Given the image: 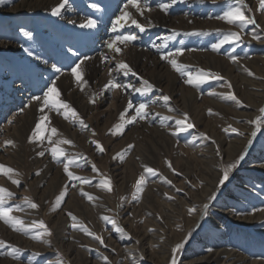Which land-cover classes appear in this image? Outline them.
I'll return each mask as SVG.
<instances>
[{
    "label": "rangeland",
    "instance_id": "obj_1",
    "mask_svg": "<svg viewBox=\"0 0 264 264\" xmlns=\"http://www.w3.org/2000/svg\"><path fill=\"white\" fill-rule=\"evenodd\" d=\"M100 1H102L101 5H99ZM111 1L80 0V5H77L79 6V12L75 11L76 16L82 15L85 20L94 19L97 21V26H102V16L110 8ZM23 2L24 0H0V44H2L0 45V108L6 104V97L12 98V87L18 85V82L23 84L25 79L28 80L29 78L32 80L34 77L39 78L42 76L34 72L33 66L36 65L37 68L43 69L50 64L51 67L53 58L60 63L68 62L67 58L69 55L75 53L73 46L78 48L76 44L80 45L84 42L80 37L82 33L91 29L64 27L67 30L61 31L63 28L60 25L61 21L64 22V19L59 20L58 16H53L51 14L52 9L46 8L36 12L27 11L22 6ZM170 2L171 0H153V4L150 5L152 11L149 12L151 15L149 14L146 22L150 20L153 25L157 24L154 27H146L143 32L138 28L136 29V27L134 29L133 27H123L124 32L120 31L122 34L119 35H125V29H128L131 31V35L134 34L136 38L138 36L145 39L143 42L136 40L135 45L127 44V46H131L130 48L133 46L136 51L148 53L152 58L159 61L163 53L174 52L177 48L185 49L182 55L175 57L177 63L189 66L187 70L193 73H198L200 70L209 72L210 75L207 77L206 82L201 84L199 88L187 85L184 83L186 77H181L167 61L162 60L160 63L165 67H169V69L166 67L169 72L179 79L174 87L175 92L170 97V91L167 92L166 83H164L165 80L154 84L146 78L143 72H138L133 68L137 75L129 74L128 79H126L127 84L132 87L127 88L124 94L122 93V96L126 97V103L124 102L123 107V103H118L115 100L118 89L112 91L104 90L103 92L101 90L102 94H99L97 85L93 84V81L89 78V72L85 74L86 78L84 79L81 71V79L82 81H87L86 84L77 83L75 77L71 74L72 84L75 85L73 92L84 94L87 92V87L90 86L91 95L88 97V107L87 103H85L86 110L84 112L79 108H75L71 100L67 99V96L71 94V89L61 93L60 99L71 104L76 109L79 118L88 126L86 129H82L78 123L74 124L71 118L65 120L55 110L49 111L45 109L44 114L49 117L48 121H41L42 114L39 113L33 120L31 119L28 122L26 132L21 131L16 137L10 138L8 130L6 136L0 137V165L15 170L13 173H9L8 176L0 172V186L14 193V196L8 199L6 207L20 205L23 210H14L10 213V216L22 220L24 226L30 228L29 235H25L23 232H16L10 226L5 225L3 221H0V241H5L7 245L14 246L20 250L19 259L14 260L6 255H0V264H57L58 260H62L63 264H77V261L82 262L83 259H88L89 264L101 259V263L105 264L104 256L108 257L111 264H123L125 262L122 258L123 250L117 247L118 244L116 242L118 238H126L129 245L138 244L137 238L146 222L160 223L165 227H170L172 222L177 223L182 220L184 223L189 208H196L198 211L196 206H190V201L196 199L195 192L198 186L196 185L195 188H192L188 182L190 181L192 185H195V182L199 179L198 176L196 178L192 177L195 172V163L191 158V151L188 145L190 147H198L200 142L207 141L208 146L214 147L213 152L217 153V150H219L220 155L216 158L218 160V175L222 174V166L234 162L239 157L230 161L222 159L221 163V158H223L221 156L222 147L216 140L208 136V133L205 132L206 124H204V118L195 117L192 114V108L199 106V110L202 113L204 108L209 106L213 117L211 122H217L214 124L215 126H219L224 130L231 125L237 128L239 132L241 131L242 118L234 117L232 113L227 111L228 109H216L211 99L216 97V95L221 96L224 94L220 89L227 85L228 82L232 85L231 93H234L238 98V91L234 88L232 80L230 81L225 74L236 63H247V61L252 59L264 58V9L260 7L261 0H244V5L242 6L245 16L254 18L260 27L248 24L241 33L242 39L240 42L225 44L219 51H213L211 46L222 39L224 34L240 31L235 24L216 19V17L222 16L229 7L237 6L235 0H215V3L213 0H177L167 14L162 11L160 13L157 4ZM92 3L97 4L100 11L94 10L92 15L90 14L89 17L88 15L86 17V15L81 13L80 9L82 6H89ZM75 4L76 0H68V6L71 10L75 7ZM131 17L129 15L127 19ZM161 17L163 20L160 19ZM167 17L170 19H166ZM189 21L192 23H189ZM172 23L173 25H171ZM109 25L110 22L104 26L109 27ZM173 30H175V34ZM24 32H31L32 38L26 37ZM75 32L78 37L74 38V40L72 38L75 36ZM252 33L259 35L261 39L253 40L251 38ZM168 37L173 38L168 40L167 47L160 48L158 51L157 46L163 44ZM9 42L15 43L16 48L10 49L4 46V44L6 45ZM120 45L123 46L121 48L125 52L124 47L126 45ZM29 52L32 54L29 55ZM99 52L94 50L89 54L85 53V56L81 57H89L90 59L87 61L92 60V58L94 60L99 57ZM205 54L223 61L221 63L218 61L198 62L194 58V55ZM233 55L238 57V61L235 63L230 60ZM42 57L47 60L45 65ZM96 60L99 62L98 58ZM225 66L227 67L226 69ZM72 67H75V64L68 68V71H71ZM216 74H219L224 79H214L213 76ZM45 78L43 75V78L39 79L36 85L38 88L43 86L40 88L41 92L48 87L44 81ZM141 78L148 80L154 85L152 91L146 95H140L133 91V87L142 86ZM82 87L84 88L83 91H81ZM183 88L192 90L197 96L194 104H191L187 108L188 111L185 112L179 111V101L182 99V90L180 91V89ZM210 93H215V95ZM163 95L170 97L167 105L161 99ZM90 99L94 102H90ZM128 100H132L134 105L139 103L147 104L148 108L146 111L149 115L145 120H140L131 125L126 124L123 132L119 133L115 126L124 123V121L119 119V116L126 108ZM262 107H264V99ZM169 109H174L175 111H170ZM8 113L6 112V114ZM129 113L134 114L132 110H129ZM183 113H188L190 120L186 121V123L190 122L194 127L173 135L172 131L175 129V121L167 120L162 123V118L168 116L181 118ZM258 116H262V114L259 112L254 120ZM205 118L211 119L209 116ZM5 121V119L2 120V124ZM237 121H239L238 124ZM37 123L44 124L46 129L43 132L44 137L52 136V140L56 142L55 144H49L47 139L41 142L38 137H34L33 142H29V137L33 135ZM63 123L66 126L69 123L68 126L70 127L66 129ZM53 127L57 129L55 135L51 133V128ZM254 128L255 125L253 124L252 131ZM164 129L169 130V139L160 136V132H163ZM93 132L95 135H93ZM229 132L231 137L239 136V134L231 132L230 129ZM263 132L264 127H261L256 137L250 136L249 139H252L253 142L251 146L248 143L246 144L244 151L247 150L248 154L245 160L230 174V179L224 186H218L220 189L216 190L213 195L215 199L209 200L208 215L204 216L201 209V220L190 232H186L185 237L180 236L179 233L175 237L174 233L168 232L170 236H166L162 240L167 242L168 253L164 263L161 262V259L155 253L147 252L140 259L141 264H170L173 248L176 244L185 240L187 242L184 244L183 249L177 253L178 264H185L186 261L190 260H186L185 255L189 254L192 249L195 251L210 250V247L207 248L204 245L208 241H211V247L222 244V246L244 257L249 262L257 261L264 264V170L259 168L246 169L248 167L245 166L248 159L257 156L258 150L260 154H264ZM201 133L205 135L201 136ZM61 139H69L73 144H61L59 143ZM7 140H12L15 146L5 144ZM91 141H98L104 151H98L95 144L91 143ZM129 144L134 146L130 151L127 150V145ZM52 146L63 149L66 155L70 157H75L76 162L69 165V171L73 172L75 176L91 178L92 183L83 184L79 181H68L67 174L63 171V164H57L52 160L49 151ZM259 147L261 148L259 149ZM42 150L45 151V155L40 157L38 153ZM121 152L124 153L123 157H118L117 154ZM61 160L64 163L67 162L63 160V157H61ZM167 162H171L175 172L169 169ZM92 164L96 165L99 170L98 173L92 171ZM145 166L157 170L158 175L148 177L144 190L136 193L135 181L143 173ZM38 170H40L39 176L35 174ZM16 173H19V175ZM9 176L12 179L20 180L19 187L11 183ZM163 178L171 180L172 185L164 183ZM101 179H109L111 181V192L95 186L99 184ZM155 181L162 186L159 187L160 195L149 197V194L146 193L148 191L147 184ZM73 182L77 183L78 188H69V195L65 197L64 202L57 206L56 210H53L56 197L63 191L64 185ZM260 184L262 185L260 186ZM246 185L247 187L245 188L244 186ZM79 189L88 192L95 199L89 201L87 198L82 197ZM176 189H181V191L177 192ZM165 193L175 196V199L168 200L164 195ZM133 194L136 196L135 199H133ZM108 196L112 197L113 203L108 199ZM160 202L172 204L174 206L172 213H165L159 206ZM225 202L228 205L231 204V209L235 211L233 212L236 215L239 214L240 217H250L252 215L253 218H259V220L252 224H241L230 218L220 216L214 206ZM29 203H36L39 207L32 209L28 207ZM68 212L75 215L77 221H72L67 215ZM209 215L210 217L212 215L213 217L219 216L223 219L221 222L223 229L221 230L224 232V241L219 236L221 230H217L215 224L211 223L210 219H208ZM104 216H108L116 222L115 230H113V223L105 222L102 219ZM34 221L37 223L43 221L52 235L50 237L44 236L40 241L31 239L32 234L42 231L31 227ZM73 223L78 225L82 223L90 231L102 236L107 247L100 245L98 241L80 231L79 228L73 229ZM182 224L179 226L177 224V226L180 227ZM186 226L184 225L183 227L185 228ZM117 228H122L124 232L121 233ZM43 239L49 240L51 246L44 244L42 242ZM110 239L111 241L113 240L114 245H112L113 243L110 242ZM200 239L203 240L201 243ZM9 250L11 249L6 247L0 249V252ZM37 253L39 255H36ZM194 258L192 257V259Z\"/></svg>",
    "mask_w": 264,
    "mask_h": 264
},
{
    "label": "bare ground",
    "instance_id": "obj_2",
    "mask_svg": "<svg viewBox=\"0 0 264 264\" xmlns=\"http://www.w3.org/2000/svg\"><path fill=\"white\" fill-rule=\"evenodd\" d=\"M60 2L61 0H24V2L22 3V6H24L25 7L24 9H26L27 11L36 12V11H42L46 8L53 9L57 7ZM79 2H80L79 0H76L75 7L72 10L70 9L68 5L66 6L65 9L61 10V15L58 16V19L59 20L64 19V22L66 23L65 24L64 22L61 21L60 26L61 28H63L62 30L60 29L61 31L67 30L65 29L66 27L67 28L69 27L78 28L80 27L79 26L80 24L86 22L85 17L83 18L82 15H80L79 17L76 16L75 11L79 10L78 9L79 6H77V5H80ZM144 2L145 0H141V3H144ZM146 2L149 5L153 4V0H146ZM126 4H127V0H112L110 9L108 10L106 14L105 13L103 14L104 19H102V20H106L104 23L109 24L110 22L109 27H104L105 25L104 24L102 25L103 28L102 27L99 28L98 26L90 31H85L86 32V33L84 32L85 37L88 39V42L84 46L80 47L79 49L75 48L74 46L75 53H72L69 55V57L67 58V60H69L68 62L65 61L66 63H62V62L60 63L59 61H56L55 58H53L52 60L53 63L51 64V67L49 64L47 68L42 69V68H37V66L35 65L33 66V68L35 69L34 72L41 74L42 75L41 77L39 78L34 77V79L32 80L29 78L28 80L25 79L23 84L18 82V85L12 87V90H13V93L11 95L12 98L8 96L9 97L8 99V97H6L5 99L6 104L2 105L1 106L2 108H0L1 109L0 111L1 112L0 114L1 115L0 116V137L6 136L8 134V130H9L10 138L16 137L17 134L21 131L26 132L28 122L31 119L33 120L36 115L41 113L39 111V105L35 101H32L31 103L29 102L33 96H42L43 92L47 90L46 88L43 90V92H41L40 88H42L43 86H40V88L36 86L39 79L43 78V75L46 77L45 80L44 79L43 80L47 83L48 86H50L53 80H55L58 83V88H59L60 93H64L66 90L71 89V92H70L71 94L67 96V99L71 100V103L75 106V108H79L82 112H84L86 110L85 103H87V107H88V100H89L88 97H90L91 95V92H90L91 89L89 88L90 86L87 87V90L85 89L88 93L85 92L84 94H80V93L78 94V93L73 92L72 90L75 85L72 84V76H70L71 71H68L69 70L68 68L84 60V58H82L81 56H85V53L89 54L94 50L98 52L100 51L98 53L99 57L95 56L96 58L94 60L93 58L90 61L86 60L84 64H82L81 66V71L83 72L84 79L86 78L85 74L89 72L90 74L89 78L91 81H93V84L97 85V89H98L97 91L99 94L101 93V90L102 92L105 90L104 85L109 81V79L114 78L117 82L125 86H129L126 80L128 79L129 75L124 76L121 72H116V71H113L111 76L109 75V69L115 67L116 61H112L110 59L109 60L102 59V54L110 52L106 49V42L110 38H112L111 37L112 35L115 37L117 34H122L124 32V29H122L123 27H126V28L133 27L134 29V27L136 26L131 24V22H128V21H131L132 18L137 19V21L140 24H147L146 22L147 18L149 17V14L151 15V13L149 12H151L152 10L145 11L143 15H140L139 13L135 11L134 8L131 7V5H129L126 8L125 7ZM81 9H84V10H81ZM81 9H80L81 13L86 15V17L87 15L89 17V15L92 14L91 11L93 9H91V7L89 6H85V7L82 6ZM123 11L129 12V15L132 17L129 19H127L128 16L122 17L120 24L124 25V23H126V25H124L123 27H120L118 25L116 31L113 32L112 30L113 21H115L118 16H121V13ZM160 19L163 20L162 17ZM166 19H170V18L167 17ZM126 20L128 21L126 22ZM164 20H165V17H164ZM171 25H173V23ZM125 32H126L125 35H131L130 33L131 31H129L128 29L127 30L125 29ZM136 40L138 41L141 40L143 42L145 39L141 37L139 38L137 36V38L134 41H131L130 43H128V45H131V44L135 45ZM119 45L120 44H118V46ZM4 46L9 47L10 49L16 48L15 43H11V42L7 43L6 45L4 44ZM120 47H123V46L120 45ZM130 47L126 45L124 47L126 51L124 50L125 52H123L124 56L118 57V59H123L126 63L128 62L130 66L132 67V69L134 68L138 72H141V73L143 72L146 78L149 79V81H151L154 84L165 80L164 83H166L167 92L170 91L169 94H170V97H172V95L175 92L174 87L178 83L179 79L175 75L169 72L168 70L169 67L166 66L168 68L167 69L164 65H162L160 63L162 60L159 61L155 58H152L151 55L148 53H145L143 51L142 52L136 51L135 48H133V46L132 48ZM37 55L41 56L40 54H37ZM73 55L75 56L73 57ZM106 55L109 58H111L112 53L110 52L109 54H106ZM35 57H38V56H35ZM97 58L99 59L98 60L99 62H97L96 60ZM194 58L198 62L218 61L219 63H221L223 61L221 59H218L210 55H206V54L205 55H194ZM42 60H44V65H45L47 63V60L45 58H43ZM52 65H56V67L57 68L59 67L61 71L56 72L53 69ZM226 68L227 67L225 66V69ZM246 69L250 70L254 75L252 76L248 75V71H246ZM225 75L229 78L230 81L232 80L234 84V88H236V90L238 91V98L242 103L238 105L236 104L235 101L222 99L223 95H227L231 93V88L227 87V85H225L221 89L219 88L221 91L224 92V94H222L221 96L216 95V97L212 96L213 98L211 99V101H212L213 106L216 109H219V108L226 109V110L228 109L227 111L232 113L234 117L242 118L240 132H242L244 136L237 135L236 137H231L229 135L230 134L229 130L226 132L219 126H215L214 124H216L217 122L216 121L211 122L213 117L211 113H207L210 109L209 106H206L204 110L202 111V113H201V110H199V106L194 107L192 108L193 110L192 114L195 117H199L201 119L204 118L203 121H204V124H206L205 132L208 133V136L211 139L216 140L217 143L222 147L223 151L221 153V156H223V159L230 161V160L236 159L244 151L246 144L251 136L252 129H253V124H250L249 121L254 120V118L259 113V109L262 107V102L264 99V58L263 59H252L251 61H247V63H240V64L236 63L228 70V73H226ZM26 83L27 85L24 86V84ZM127 88L129 87H126L124 90L118 89V93L115 96V100L118 103H123V107H124V102H125L126 97L124 98L122 96V93L124 94ZM180 91H181L182 99H180L179 101L180 103L179 111L185 112V111H188L187 108L191 104H194V101L197 98V96L195 95V93H193L192 90L187 89V88L180 89ZM86 94L87 96H85ZM21 109H23V112H21ZM6 112H9V113L6 114ZM207 116H209L211 119H206L205 117ZM4 119L6 121L2 124L1 121ZM9 121H12V123H9ZM238 123L239 121H237V124ZM63 124L66 129L70 127L68 126L69 123H67L68 124L67 126L65 123ZM168 134H169V130L164 129L163 132H160V136L165 137V139H169L168 137H170V135ZM262 139L264 142V132L262 134ZM188 147L191 151V158L193 159L195 163L194 164L195 172L192 177L196 178L198 176V179H199L197 180V182H195V185L198 186L195 192L196 199L190 201V206H194V207L196 206L198 208V211L195 212L194 214H189L188 212L184 223L182 222V220H179L177 223L175 222L170 223V227H165L160 223L155 224V223L146 222V225L143 227L142 232L137 238L138 244L134 243L132 245H129V243H127L128 241L126 238H122V239L118 238L116 242L118 244L117 247L123 250L122 258L125 260L123 264H128V263L129 264H141L140 259L144 257L143 256L144 253H147V252L155 253L157 256H159V258L161 259V262L164 263V260L168 253H167V242L162 241V240L165 239L166 236H170L168 232L174 233L175 237L178 236V233L180 234V236L185 237V234H187L186 232H190L195 226H197V224L201 220V209L203 208L204 203L205 202L209 203V200H210L209 198L214 195L216 190L220 189V187H218L217 185L218 183L217 179L219 176L218 175L219 174L218 173V160L216 159L217 158L216 152H213L214 147L208 146L207 141H204L203 143L200 142V144H198V147H190L189 145ZM261 147H259V149ZM259 152L260 151L258 150L257 156L255 155L256 157L247 160L245 166H247L248 168L246 169L259 168V169L264 170V154H260ZM201 182H203V186H200ZM261 185L262 184H260V186ZM147 186H148L147 187L148 191L146 188V191H147L146 193L149 194V197L151 196L157 197L158 195H160L159 187H162V186H160V184L157 181L150 182L147 184ZM244 187L246 188L247 185ZM108 199H110L111 203H113L112 197L108 196ZM146 199L150 200L149 198H146ZM230 205H228V203L225 202V203L217 204L216 206H214V208L217 211V213H219L220 216L230 218L236 222H240L241 224H245V223L252 224L259 220V218L258 219L253 218L252 215H250V217H247V216L240 217L239 214L236 215L234 213L235 211L231 209ZM159 206L167 214L168 212L172 213L173 208H174L172 204L167 203V202L165 203L160 202ZM208 219H210L211 223L215 224V226L217 227V230L223 229L221 225V222L223 221V219H221V217L219 216L213 217V215L210 217L209 215ZM177 224L178 226L182 224V226L178 227ZM184 225H187V226L184 228L183 227ZM112 226H113V230H115V225L112 224ZM149 229H154V231H149ZM223 233H224L223 230H221L219 232V236H220V239L224 241L225 236ZM201 241L203 240L200 239V243ZM110 242L113 243V240L111 241L110 239ZM210 242L211 241H208L206 242V244H204L206 245L207 248L210 247V250L208 249L209 251L208 250H205V251L196 250L195 251L194 249L190 250V253L185 255V259L186 260L190 259V260L186 261L185 264H195V263L261 264L257 261L249 262L244 257H241L238 254L227 249L225 246H222V244L211 247L212 244H210ZM112 245H114V243ZM192 257H195V258L192 259ZM101 262H102L101 259H97L92 264H95V263L102 264ZM77 264H89V260L83 259L82 262L77 261Z\"/></svg>",
    "mask_w": 264,
    "mask_h": 264
},
{
    "label": "snow or ice",
    "instance_id": "obj_3",
    "mask_svg": "<svg viewBox=\"0 0 264 264\" xmlns=\"http://www.w3.org/2000/svg\"><path fill=\"white\" fill-rule=\"evenodd\" d=\"M176 2H177V0H171L170 3H160V4H158V8L160 11L167 14L168 10ZM213 2L215 3V0H213ZM235 3L237 6L229 7L228 10L223 13L222 16H218V17H216V19L226 21L229 24H235L236 27L240 31L239 32H229L227 34H224L222 39H220L217 43H215L211 46L213 51H219L221 49V47L225 44H234V43L240 42L242 39L241 33L243 32V30L245 29V27L248 24H254V25H256V27H260V25L256 23L254 18L245 16L244 11L242 10V6L244 5V0H235ZM67 5H68V0H61V2L58 4V6L51 10V14L53 16L61 15V10L65 9ZM129 5H131V7L134 8L135 11L137 13H139L140 15H143L145 11H151V6L146 2V0L144 3H141V0H127V4L125 5V7L127 8ZM89 6L93 9L99 10L98 5L95 3H92ZM260 7H261V9H264V0H261ZM126 16H129V12L123 11L121 13V16H118L116 18V20L113 21V28H112L113 32L116 31L118 25L120 27L124 26L123 24H120V21H121L122 17H126ZM189 23H191V21H189ZM131 24L135 25L136 28H138L141 32L145 31L146 27H154L155 26L152 24V22L150 20L147 22V24H140L137 21V19H135V18L131 19ZM79 26L81 28L94 29L97 27V21L94 19H87L86 22L80 24ZM173 32L175 34V30H173ZM193 34H195V33H193ZM24 35L26 37H28L29 39L32 38L31 32H24ZM172 38L173 37L166 38L163 44L157 46V50L159 51L160 48L167 47L168 40H170ZM251 38L253 40H260L261 39V37L255 33L251 34ZM135 39H136V36H134V35H116L114 38L109 39L106 42V47L112 53V56H111V58H109L106 54H102V59L103 60H109L110 59L112 61H116L115 67L109 69V75L110 76H111L113 71L121 72L124 76H128L129 74H131L133 76L137 75L135 73V71L132 69V67L129 66L128 63H126L123 59H118V57L123 56V49L120 46H118V42H119V44L127 45L129 42L134 41ZM184 51H185V49H183V48H177L174 52L169 51L167 53L161 54L160 59L167 61L171 65V67L176 72H178L180 74L181 77H186V79L184 80L185 84L199 88L201 84L206 82V79L210 75V73L205 72L204 70H200L198 73H193L192 71L187 70L189 66L177 63V59H175V57L182 55ZM31 54L32 53L29 52V55H31ZM170 57H171V59H170ZM88 59H89V57H84V60H82L80 63L76 64L75 67L71 68V74H72V76L75 77L77 83H83V84L87 83V81H82V79H81V77H82L81 66ZM230 60L235 63L238 61V57L233 55L230 57ZM52 67L56 72L61 71V69L57 68L56 65H52ZM246 71H248V75H250V76L254 75L250 70L246 69ZM213 78L217 79V80L224 79L219 74L214 75ZM141 80H142V86L141 87H133V91L139 93L140 95H146L148 92L152 91L154 85L151 84L146 79L141 78ZM126 87H132V86H130V85L125 86V85L117 82L114 78L109 79V81L104 85V89L107 91H112L114 89L124 90ZM227 87H229V88L232 87L230 82H228ZM83 90H84V88L82 87L81 91H83ZM100 94H102V93H100ZM210 94L215 95V93H210ZM60 95H61V93L58 90L57 83L55 80H53L51 82L50 86L47 87V90L43 92L42 96H33L29 103H31L32 101H35L39 105V111L42 114L41 115V121H48L49 120V117L46 114H44L45 109H48L49 111L55 110L57 113L61 114L65 120H69L71 118L72 122L74 124L78 123L82 129H86L88 126L84 123V121L82 119L79 118V114L77 113L76 109L73 108L71 106V104L61 100ZM161 99L165 102V105H167V102L170 100V97L168 95H163L161 97ZM222 99L235 101L236 104H238V105L242 103L235 96L234 93H229L227 95H223ZM90 102H94V101L90 99ZM153 103H155V101H153ZM147 108H148V105L145 103H139L138 105H134L132 100H128L126 108L124 109V111H122L120 113V116H119V119L121 121H124V123H121V124H118L115 126L117 132L122 133L126 124L131 125V124H134L140 120H145L149 115V113L146 111ZM129 110H132V112H134V114H130ZM169 110L175 111L174 109H169ZM21 112H23V109H21ZM211 112H212V110L209 109V113H211ZM259 112L262 114V116H264V107L260 108ZM157 115H159V113H157ZM262 116H258L255 120L249 121L250 124L255 125L254 130L251 132V137H253V138L256 137L257 132L261 130V127H264V118H262ZM167 120H174L175 121V129L172 131L173 135H176L178 132L186 131L187 129H191L194 127V125L192 123H190V122L186 123V121L190 120L188 113H183L181 118H176V117H172V116L164 117V118H162V123L167 121ZM9 123H12V121H9ZM229 129L233 133L243 135L242 132H239V130L237 128L232 127L231 125H229L228 128H226L224 130L227 132ZM44 131H46L44 124L43 123H37L35 125L33 135L29 137V142L30 143L33 142L34 137H38L41 142H43L44 139H47L49 144H55L56 142L52 140V136L44 137V135H43ZM51 133H52V135H55L57 133V129L55 127L51 128ZM93 135H95L94 132H93ZM200 135L204 136L205 134L201 133ZM252 142H253L252 139H249L247 143L249 146H251ZM59 143L66 144V145H72L73 144V142L69 139H61L59 141ZM91 143L95 144L96 149L98 151H100V152L104 151V148L102 147V145L98 141H91ZM5 144L11 145L13 147L15 146V144L12 140L5 141ZM133 147L134 146L132 144H129V145H127V150L130 151L133 149ZM49 151H50V154H51L53 161H55L57 164H61V163L63 164V171L67 174L68 181H70V182L79 181L80 183H83V184H91L92 183L91 178L75 176L73 172L69 171V165L74 164L76 162L75 157H70V156L66 155V153L63 149L56 147V146H52L49 149ZM216 154H217V156L220 155L219 150H217ZM247 154H248L247 150H245L242 154L239 155L237 160H235L234 162L227 163L226 166L221 167L222 174L218 176V186H224L225 183L227 181H229L230 174L236 168L239 167V165L242 161L245 160ZM38 155L40 157H43L45 155V151L44 150L40 151L38 153ZM123 155H124L123 152L117 154L118 157H123ZM61 157H63V160H66L67 162L64 163L61 160ZM222 159L223 158H221V163H222ZM77 166H79V165H77ZM167 166L169 167V169H171L173 172H175V169L173 168L171 162H167ZM91 168H92V171L94 173H98L99 170L97 169L95 164H92ZM14 171L15 170L10 168V167L0 165V172L4 173L6 176H8L9 173H13ZM16 174L19 175V173H16ZM35 174L37 176H39L40 170H38ZM157 175H158L157 170L153 169L152 167L145 166L143 168V173L135 181V185H134L135 192L136 193L142 192L144 190V186L147 182V178L148 177H154ZM9 179L11 180L12 184L19 187V185L21 183L19 179H12L11 176H9ZM163 182L168 184V185H172V181L168 180L167 178H163ZM188 183L192 188L196 187V185H192L190 181ZM95 186L99 187V188L107 189L109 192L112 191L111 181L109 179H101L99 184H97ZM200 186H203V182H201ZM69 188L75 189V188H78V185L75 182L64 185L63 191L56 197L55 204L53 206V210H56V207L61 205L64 202L65 197L67 195H69ZM79 191H80L81 196L87 198L89 201H93L95 199V197H93L88 192L83 191V189H79ZM176 191L179 192V191H181V189H176ZM164 195L168 200H174L175 199V196L169 195L168 193H165ZM13 196H14V193L9 191L7 188L0 186V221H3V223L5 225L10 226L16 232H23L25 235H29L30 228L25 227L22 220H20L16 217L10 216V213H12L14 210H23L22 207L20 205H15L14 207L13 206H7L6 207V205L8 204V199H10ZM135 198H136V196H135V194H133V199H135ZM209 199L214 200L215 196H212ZM28 207H30L32 209H37L39 207V205L36 203H29ZM208 210H209V204L205 203L203 205V208H202V214L204 216H207ZM196 211H197L196 208H189L188 209L189 214H192ZM67 215L71 218L72 221H74V222L77 221V217L75 215H73L71 212H68ZM102 219L105 222H110V223H113L114 225L116 223L114 220H111L108 216H104V217H102ZM31 227L32 228H38V229L42 230V231H37L35 234L31 235V239H33V240L40 241L42 237H44V236L50 237L52 235L51 231L46 227V225L44 224L43 221H40L39 223L34 221L32 223ZM72 227H73V229L79 228L80 231L84 232L86 235L91 236L95 241H98L100 245L107 247V245H105V242H104V239L102 238V236L96 234L95 232L90 231L82 223H80L79 225L77 223H73ZM117 230L120 231L121 233L124 232V230L122 228H117ZM149 231H154V229H149ZM42 242L44 244L51 246L50 241L47 239H43ZM186 242L187 241L185 240L184 242L178 243L175 245V247L172 250V256H171L170 264H178L177 253H179L183 249L184 244ZM6 247H9L11 250L5 251V252H0V255H6L8 257L13 258L14 260L19 259L20 250L18 248L14 247V246L7 245V243L5 241H0V249H4ZM36 255H39V253H37ZM103 260L105 261V264H111V262L109 261L107 256H104ZM57 264H63V261L58 260Z\"/></svg>",
    "mask_w": 264,
    "mask_h": 264
}]
</instances>
